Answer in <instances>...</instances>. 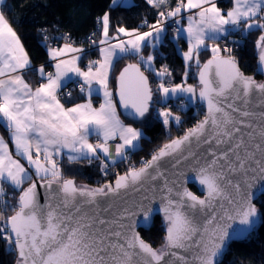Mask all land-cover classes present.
Listing matches in <instances>:
<instances>
[{"label":"snow or ice","instance_id":"1","mask_svg":"<svg viewBox=\"0 0 264 264\" xmlns=\"http://www.w3.org/2000/svg\"><path fill=\"white\" fill-rule=\"evenodd\" d=\"M4 3L0 0V6ZM147 3L166 10L158 11L151 24L143 19L131 30L117 26L115 35H110L109 12L96 18L101 38L89 41L98 45L101 58L89 61L87 70L78 64L85 50L74 46L69 33L49 37L44 28L39 29L40 43L48 63L34 66L0 10V126L8 132L15 155L28 165L14 158L0 136V240L14 254V264H220L231 242L248 238L264 222V213L253 202L264 195V82L244 74L232 47L216 43L239 33L240 39L230 41L239 48L248 34L258 31L256 72L264 75V0H232L226 12L217 0H176L174 7L169 0ZM117 6H124V0H111L110 7ZM173 18V39L187 43L181 53L185 81L194 63L198 92L185 83L166 86L163 78L171 76L167 66L156 71L155 56L143 54L145 48L155 50L162 43L165 23ZM185 19L187 25L181 26ZM208 51L211 57L201 64V53ZM126 57L138 62L127 64L116 77L115 101L109 73ZM142 65L160 79L155 93L161 100L183 95V110L184 101L198 98L206 107L203 119L156 148L150 158H141L139 166L117 173L114 183L90 188L63 178L54 159L63 149L69 150L70 162L99 160L105 176L109 161H127L140 149L143 132L125 125L116 105L133 120L149 112L154 89ZM46 66L54 71H46ZM28 72L39 77L35 88L24 78ZM68 81L77 82L87 99L66 108L59 95ZM94 95L103 97L99 108L93 107ZM157 116L166 128L182 123L181 116L167 108L158 109ZM93 135L95 143L89 141ZM116 140L113 152L110 141ZM187 172L195 173L192 180L203 196L187 188ZM5 182L13 190L9 199H4ZM38 184L45 189L44 203ZM157 211L163 214L165 235L163 243L153 247L137 227L150 229Z\"/></svg>","mask_w":264,"mask_h":264},{"label":"trees","instance_id":"2","mask_svg":"<svg viewBox=\"0 0 264 264\" xmlns=\"http://www.w3.org/2000/svg\"><path fill=\"white\" fill-rule=\"evenodd\" d=\"M176 0H169V7H174ZM111 0H5L1 10L4 11L6 18L20 36L33 64H47L48 56L45 48L40 41L42 35L39 29L47 30L49 37L59 36L61 33H69L74 44L87 48L90 45L89 37L94 40H99L100 33L96 24V18L102 16L104 12H109L112 27L110 35H115L117 26H124L129 30L140 26L143 19H147L149 24L154 23L157 17V12L166 9H155L147 3V0H132L124 6L110 7ZM222 9L226 10L232 6V0H218L217 3ZM141 27L140 29H142ZM146 28V27H144ZM93 33L96 35L93 36ZM259 35L258 31H253L243 39V46L237 48L231 44L233 39H240V34H232L228 37L229 47L233 48V55L238 59L241 69L247 73H254L256 67V54L254 41ZM174 34L167 32L164 40L156 48L153 54L155 60L153 62L154 69L159 71L163 66H167L171 72V76L164 77L165 82L171 84L189 83L197 88V68L193 63L190 69H187L189 75L185 81L184 72L186 64L180 51L187 48L186 40H174ZM63 40L52 43L60 44ZM153 52L151 48H145L143 54L145 57ZM98 48L87 49L82 54L80 61L82 66H86L89 61L98 59ZM211 55L210 51L202 52L200 56L202 62ZM126 62H138L135 57H126L116 63L111 70L109 84L113 92H115V79L119 69ZM150 84L154 89L153 101L149 112L144 118L139 120H131L120 115L124 120L133 123L140 127L144 134V139L140 141V149L130 153L129 160L118 162L115 165L111 164L110 174L108 178L113 179L117 173L125 172L131 162L138 160L141 156L145 159L150 158V154L163 143H166L170 138H174L193 124L199 121L205 113V107L197 101V98L191 103L184 101L186 107L181 110L177 105L181 97H170L166 102L161 101V95L155 93L157 84L160 79L156 78L154 73L145 70ZM49 70V69H48ZM28 79L33 83L39 82V77L32 72L26 73ZM257 78L261 76L255 74ZM75 94V96H74ZM85 94L74 91L71 96H65L63 102L79 101L84 99ZM115 98V95L113 96ZM156 105L170 107L177 115L181 116L182 123L177 126L171 123L167 128L163 125L162 119L158 118ZM0 133L6 138L11 145L8 132L4 127L0 126ZM96 161V160H95ZM94 160L89 163L87 160L81 159L77 161H69L68 158L59 159V166L65 177H75L77 180L87 181L91 184H102L104 175L100 170L101 165H98ZM35 175H33L34 177ZM107 177V176H106ZM31 181L26 182L23 187H26ZM8 188V195L4 199L11 198L13 194L12 188L5 182ZM190 187L197 191L196 187L190 184ZM15 196H19V190L15 192ZM264 195L255 200L257 207L264 213ZM15 203V199L12 200ZM10 215L11 212H6ZM264 221V217H262ZM142 237L150 242L153 246L159 247L163 243L165 235L163 217L155 215L153 217L152 226L150 229H140ZM15 256L6 251V244L0 240V264H14ZM220 264H264V222H261L256 231L252 232L248 238L238 241H233Z\"/></svg>","mask_w":264,"mask_h":264},{"label":"water","instance_id":"3","mask_svg":"<svg viewBox=\"0 0 264 264\" xmlns=\"http://www.w3.org/2000/svg\"><path fill=\"white\" fill-rule=\"evenodd\" d=\"M211 57V55L208 57V58H206L203 62H202V64L204 63V62H206L209 58ZM129 63H137V62H126L120 69H119V71H118V73H117V75H116V77L119 75V72L127 65V64H129ZM241 68V67H240ZM141 70L142 71H144V69L142 68V66H141ZM242 70V69H241ZM243 71V70H242ZM244 72V71H243ZM144 73H145V75L146 76H148L147 75V73L144 71ZM244 74L245 75H249V76H254V78L258 81V82H264V75H261V74H259V73H257L256 72V67H255V71H254V73H251V74H247V73H245L244 72ZM255 74H259L261 77L260 78H257L256 76H255ZM149 83H150V80H149ZM150 86H151V84H150ZM116 87H117V83H116V79H115V89H116ZM152 87V86H151ZM199 91V78H198V75H197V92ZM114 95H115V92H114ZM115 100L116 101H118V96H116L115 95ZM197 101L199 102V103H201L204 107H205V105L202 103V102H200L199 101V99L197 98ZM117 106H118V109H119V111H120V113L123 115V116H125V117H127V118H129V119H131V120H133V118H131V117H129V116H127V115H125V111H124V109L120 106V104L119 103H117ZM205 111H206V107H205ZM205 114V113H204ZM203 117H204V115L202 116V118L200 119V120H202L203 119ZM142 119V118H141ZM137 120H139V119H137ZM198 122V121H197ZM196 122V123H197ZM195 123V124H196ZM195 124H193L191 127H193ZM185 132V131H184ZM183 132V133H184ZM183 133L182 134H180V135H183ZM180 135H178V136H180ZM177 137V136H176ZM175 138V137H174ZM204 147H206V146H204ZM203 150V148L201 149V151ZM124 172H121L120 174H123ZM195 176V173H192V172H187L186 173V175H185V177L183 178V179H186V181H187V183H186V186H187V188L191 191V192H193L194 194H196L197 196H203V191H202V189H201V186L198 184V182H194L193 180H192V177H194ZM115 178H116V176L113 178V179H111L110 181H104L102 184H91V183H89V182H87V181H82V180H77L75 177H65V179H72V180H74L75 181V183L77 184V186H80V185H86V186H88V187H90V188H94V187H98V186H101V185H103L104 183H114V181H115ZM33 179H38L36 176H34L33 177ZM31 183V182H30ZM29 183V184H30ZM28 184V185H29ZM190 184H192V185H194L195 187H196V189H197V191L196 190H194V189H192L191 187H190ZM28 185H26V187H24V188H27L28 187ZM37 191L39 192V194H40V202L41 203H44L45 202V189L43 188V187H41L39 184L37 185ZM254 203H255V200L253 201ZM256 204V203H255ZM257 206V205H256ZM152 207L154 208V209H156V208H158L159 207V202L157 201V202H154L153 204H152ZM258 208V207H257ZM259 209V208H258ZM104 215H109V214H104ZM155 215H160V216H162L163 217V214L162 213H160V212H155L154 213V215H153V217L155 216ZM138 219H141V218H138ZM259 225H260V223L259 224H257V226L255 227V230L254 231H256L257 230V228L259 227ZM140 229H145V228H143L142 226H139L138 225V227H137V231H139L140 232ZM165 231V230H164ZM254 231H252V232H254ZM251 232V233H252ZM140 234H141V232H140ZM142 236V235H141ZM243 240V239H242ZM147 241V240H146ZM232 243V242H231ZM230 243V244H231ZM229 244V245H230ZM153 247H155V246H153ZM229 247V246H228ZM228 249V248H227ZM227 249L225 250V252H224V254L222 255V257H220L219 259H220V262L222 261V259L224 258V255L226 254V252H227Z\"/></svg>","mask_w":264,"mask_h":264},{"label":"crops","instance_id":"4","mask_svg":"<svg viewBox=\"0 0 264 264\" xmlns=\"http://www.w3.org/2000/svg\"><path fill=\"white\" fill-rule=\"evenodd\" d=\"M217 6L218 7H220L218 4H217ZM232 6H233V4H232ZM231 6V7H232ZM230 7V8H231ZM221 8V7H220ZM230 8H228V9H230ZM222 9V8H221ZM228 9H226V10H224V9H222L223 11H227ZM0 10H1V6H0ZM187 15V14H186ZM187 25V20L185 19V20H181V26H186ZM148 30V28L146 29V30H141V31H147ZM167 30H166V33L165 34H163V36H162V41L164 40V38H165V36H166V34H167ZM171 34V33H170ZM235 34H237V35H239V33H235ZM172 35V34H171ZM22 41V40H21ZM23 43V42H22ZM64 42H62V43H60V44H63ZM209 43H211V42H209ZM216 43H219V41H217ZM74 46L75 47H79L78 45H76V44H74ZM158 46V45H157ZM26 49V48H25ZM152 49V48H151ZM183 51H187V48L185 49V50H183ZM182 50L180 51V54L183 52ZM156 52V49L155 50H153V52H150L149 54H154ZM83 54V53H82ZM82 54H81V56H82ZM148 54V55H149ZM98 59H100L101 58V56H100V52L98 53ZM181 56H182V54H181ZM183 57V56H182ZM184 60V59H183ZM81 61V60H80ZM80 61H78V64H79V66H80V68L82 69V70H87V68H86V66H82L81 65V63H80ZM185 62V61H184ZM33 63V62H32ZM34 66H39V65H41V64H33ZM153 68H154V64H153ZM49 69V70H48ZM46 71H54V69L52 68V67H50V66H46ZM33 73V72H32ZM110 74H111V71H110V73H109V80H110ZM25 80H26V82H28L33 88H35L36 86H38V84L40 83V81L39 82H37V83H35V84H33L29 79H28V77H27V74H25ZM69 82V81H68ZM68 82H66V83H68ZM181 84V83H180ZM186 85H192V86H194L193 84H189V83H185ZM195 87V86H194ZM109 90H111L112 91V89H111V87H110V84H109ZM184 95H187V94H184ZM74 96H75V94H74ZM183 96V95H182ZM85 98L84 99H82V100H79V101H74V102H69L68 104H65L62 100H60L61 101V103L62 104H64V106L67 108V107H72V106H74L76 103H83V102H85V100L87 99V97H86V95L84 96ZM171 97V96H170ZM169 97V98H170ZM172 97H175V96H172ZM113 99L115 100V98L113 97ZM93 100H95V101H97V102H93ZM195 100V99H194ZM193 100V101H194ZM116 101V100H115ZM103 102V97H102V95L101 96H96V95H94L93 96V98H92V104H93V107H95V108H99V106H100V104ZM116 108H117V114H118V116H119V118H120V120L125 124V125H131L132 127H135V128H137V129H140L141 131H142V129L140 128V127H137V126H135L133 123H131V122H128V121H126V120H124V118H122V116L120 115V113H119V109H118V106L116 105ZM143 132V131H142ZM0 136H3L1 133H0ZM4 137V136H3ZM4 139L6 140V138L4 137ZM96 140H97V138L93 135V136H90V138H89V141L90 142H92V143H95L96 142ZM7 141V140H6ZM8 142V141H7ZM9 150L10 151H12V153H13V156H14V158H17V159H20V161H21V163L22 164H24L25 165V167L27 168L28 167V165H27V162H26V160H24V159H22V158H20V157H17L16 155H15V149H14V145L12 144V142H11V145L9 144ZM70 153H69V150H67V149H63L62 150V152L60 153V154H58V155H56V156H54V159H61V158H68V155H69ZM95 161V160H94ZM95 162H97L98 163V165H101V162L99 161V160H96ZM59 164V163H58ZM31 171V170H30ZM29 182V181H28ZM26 184V183H25ZM24 186V185H23Z\"/></svg>","mask_w":264,"mask_h":264},{"label":"built area","instance_id":"5","mask_svg":"<svg viewBox=\"0 0 264 264\" xmlns=\"http://www.w3.org/2000/svg\"><path fill=\"white\" fill-rule=\"evenodd\" d=\"M174 19H176V18L170 19V20L166 21V23H165V27H167L168 30L170 32H172L173 34H175L174 33V29L177 27V25L173 22ZM58 35H61V33H59ZM90 37H91V35H90ZM227 39L226 40H223V41H219V43L221 44V47L222 48L225 46V44H228V46H230V44L228 43V40ZM83 48H84V50H87V49L99 48V47H98V45H91V46L89 45L87 48H85V47H83ZM76 79H77V81L79 80V78H76ZM74 91L80 93L79 87H78V83L77 82L69 81L68 83H66V87H64L61 90V93L59 95L60 100H63V98L65 96H68L67 93L71 92V94H72ZM181 102H182V100H179V102L177 103V105L180 106ZM118 142H119L118 140H116V141H110V144L112 145L113 152H114V146ZM141 158H144L145 159V157L141 156L138 160L131 162L130 165L135 164L136 166H139L140 165ZM57 162L59 163V160L58 159H57ZM108 163H109V174H110V166H111L112 162L109 161ZM108 175H107V177L104 175V181H110V179L108 178ZM4 190H5L6 193H8V188H7V186L5 184H4Z\"/></svg>","mask_w":264,"mask_h":264},{"label":"rangeland","instance_id":"6","mask_svg":"<svg viewBox=\"0 0 264 264\" xmlns=\"http://www.w3.org/2000/svg\"><path fill=\"white\" fill-rule=\"evenodd\" d=\"M132 2V0H124V4H129V3H131ZM217 3H218V0H217ZM187 13H185L184 15H186ZM166 28V30L169 32V33H171V34H173L172 32H170L169 30H168V28L167 27H165ZM147 28H142V29H140V30H146ZM220 44V43H219ZM220 46H221V44H220ZM79 47H81V46H79ZM83 48V47H82ZM99 49V48H98ZM84 53V52H83ZM171 85H174V84H171V83H169V82H166V86H171ZM161 95V94H160ZM172 97V96H171ZM168 100V99H167ZM95 101V100H94ZM93 101V102H94ZM162 102H164L163 100H161ZM95 102H97V101H95ZM162 108H167V109H170L174 114H177L175 111H173L170 107H166V106H159V105H156V112H157V110L158 109H162Z\"/></svg>","mask_w":264,"mask_h":264}]
</instances>
